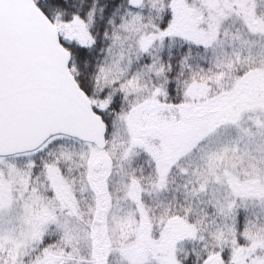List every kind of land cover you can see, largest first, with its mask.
Wrapping results in <instances>:
<instances>
[{
    "label": "snow or ice",
    "instance_id": "snow-or-ice-1",
    "mask_svg": "<svg viewBox=\"0 0 264 264\" xmlns=\"http://www.w3.org/2000/svg\"><path fill=\"white\" fill-rule=\"evenodd\" d=\"M0 264H264V0H0Z\"/></svg>",
    "mask_w": 264,
    "mask_h": 264
}]
</instances>
